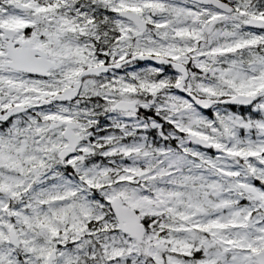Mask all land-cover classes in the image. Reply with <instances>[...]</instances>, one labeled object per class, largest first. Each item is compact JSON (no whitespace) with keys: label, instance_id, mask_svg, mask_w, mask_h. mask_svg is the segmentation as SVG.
<instances>
[{"label":"snow or ice","instance_id":"obj_1","mask_svg":"<svg viewBox=\"0 0 264 264\" xmlns=\"http://www.w3.org/2000/svg\"><path fill=\"white\" fill-rule=\"evenodd\" d=\"M0 264H264V0H0Z\"/></svg>","mask_w":264,"mask_h":264}]
</instances>
